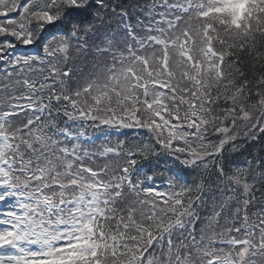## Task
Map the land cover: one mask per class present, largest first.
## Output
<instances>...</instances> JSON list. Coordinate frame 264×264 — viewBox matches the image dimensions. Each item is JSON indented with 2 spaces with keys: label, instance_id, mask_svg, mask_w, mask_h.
Masks as SVG:
<instances>
[{
  "label": "snow or ice",
  "instance_id": "1",
  "mask_svg": "<svg viewBox=\"0 0 264 264\" xmlns=\"http://www.w3.org/2000/svg\"><path fill=\"white\" fill-rule=\"evenodd\" d=\"M159 6V20L139 22L143 35L126 25L116 45L89 42L105 0H0V264H264V203L251 211L250 182L264 157L230 173L224 157L239 123L264 136V74L249 106L253 85L239 67L264 69V0ZM92 47L103 59L73 81L71 51ZM86 125L144 129L151 142L118 140L93 166ZM162 156L177 167L146 174ZM210 165L227 181L210 220L220 230L197 234L193 192L204 185L182 170ZM157 175L168 191L146 183Z\"/></svg>",
  "mask_w": 264,
  "mask_h": 264
},
{
  "label": "trees",
  "instance_id": "2",
  "mask_svg": "<svg viewBox=\"0 0 264 264\" xmlns=\"http://www.w3.org/2000/svg\"><path fill=\"white\" fill-rule=\"evenodd\" d=\"M135 0H119L118 6H126L133 4ZM88 14L86 13V16ZM240 68H242L245 73L247 74L249 80L251 81L253 85V90L251 92V95L247 98V104L249 106L256 105L257 104V97H256V90H255V84L256 79L260 77L262 74H264V69H260L259 67L253 68L250 64L247 63V60L239 65ZM241 127H237L236 130H238ZM239 136H242L239 134ZM213 141L216 140V136L213 135L210 137ZM150 142V141H146ZM236 145L235 150H233L232 145H227V151L224 153V157L227 160V170L228 172H232L234 168H236L237 164L236 161H245L246 163L253 158H259L264 157V136H260L257 139L253 140L252 138H247L245 136L243 137H237L236 141L234 142ZM161 162L164 163H170L169 157H163L159 159ZM153 170L156 172V169L153 168ZM258 171L264 172V169H258ZM254 173V170H253ZM252 173V174H253ZM199 174L202 175L203 179H205L207 184H211L213 186H217L221 184L222 182L217 179L215 175V169L213 166H209L207 170H201ZM211 175V176H210ZM213 179V180H212ZM212 180V181H211ZM255 185V189H258L260 194H264V177H260L259 180L252 182Z\"/></svg>",
  "mask_w": 264,
  "mask_h": 264
},
{
  "label": "rangeland",
  "instance_id": "3",
  "mask_svg": "<svg viewBox=\"0 0 264 264\" xmlns=\"http://www.w3.org/2000/svg\"><path fill=\"white\" fill-rule=\"evenodd\" d=\"M161 4H159V5H161ZM154 5H151V6H149L146 9V13H147L146 15H150V14L153 13L151 16L154 17V16L157 15L156 12H163L164 11V9L162 7H160L159 5H158V7H156V5H155V7H153ZM124 32H125V29L122 26L121 27H118L116 29L111 28V27H108V26H104V32H103L102 38L105 39V36H107V37L113 39L115 41L116 45H119L120 42L122 40H124L125 37H126V34ZM72 52H74L73 57H76L77 56L76 58H73V59H76L77 60L78 58H80L79 57L80 53H77L74 50ZM94 57H95V60L97 61L98 60V57L96 55ZM91 64L93 65L91 67V69H89L87 71L84 70L82 72V75H81L82 76V80H85V79L90 78L92 76V74L95 73V71H96L95 64H93V63H91ZM238 126L241 127L242 132H244V133L246 132V128H245V125L243 123H239ZM108 159H110V158H108ZM221 222H223V221L221 220ZM223 223H221V225H223ZM212 226L215 227L214 232L219 231L218 228H217V225H216V223L214 221H212ZM257 261H258V264H260L259 258H257Z\"/></svg>",
  "mask_w": 264,
  "mask_h": 264
}]
</instances>
